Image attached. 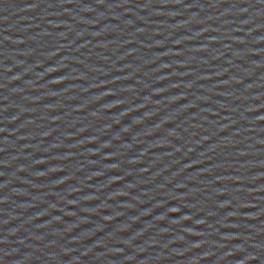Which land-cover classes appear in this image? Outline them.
Wrapping results in <instances>:
<instances>
[{
  "label": "water",
  "instance_id": "95a60500",
  "mask_svg": "<svg viewBox=\"0 0 264 264\" xmlns=\"http://www.w3.org/2000/svg\"><path fill=\"white\" fill-rule=\"evenodd\" d=\"M75 0H0V20Z\"/></svg>",
  "mask_w": 264,
  "mask_h": 264
}]
</instances>
